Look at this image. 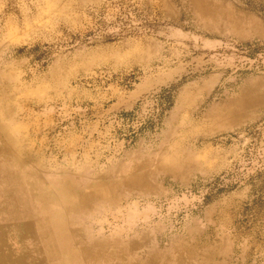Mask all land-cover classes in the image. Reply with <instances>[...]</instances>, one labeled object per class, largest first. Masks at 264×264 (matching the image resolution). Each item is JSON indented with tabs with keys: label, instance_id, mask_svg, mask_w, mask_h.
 Masks as SVG:
<instances>
[{
	"label": "rangeland",
	"instance_id": "rangeland-1",
	"mask_svg": "<svg viewBox=\"0 0 264 264\" xmlns=\"http://www.w3.org/2000/svg\"><path fill=\"white\" fill-rule=\"evenodd\" d=\"M0 135L43 264H264V0H0Z\"/></svg>",
	"mask_w": 264,
	"mask_h": 264
},
{
	"label": "crops",
	"instance_id": "crops-1",
	"mask_svg": "<svg viewBox=\"0 0 264 264\" xmlns=\"http://www.w3.org/2000/svg\"><path fill=\"white\" fill-rule=\"evenodd\" d=\"M16 142V138L0 135V264H43L39 255L41 212L53 187L26 182L31 176L25 168L28 162Z\"/></svg>",
	"mask_w": 264,
	"mask_h": 264
},
{
	"label": "bare ground",
	"instance_id": "bare-ground-1",
	"mask_svg": "<svg viewBox=\"0 0 264 264\" xmlns=\"http://www.w3.org/2000/svg\"><path fill=\"white\" fill-rule=\"evenodd\" d=\"M6 154V153H5ZM22 190V189H21ZM14 197V196H13ZM15 198V197H14ZM13 200V199H12ZM71 206V205H70ZM71 208V207H70ZM78 209V208H77ZM21 211V210H20ZM66 211V210H65ZM8 214V213H7ZM56 218H57V216H56ZM70 232V231H69ZM72 233V232H71ZM120 243V242H119ZM112 244V243H111ZM127 244H128V242H127ZM110 245V244H109ZM113 245V244H112ZM111 246V245H110ZM173 246V245H172ZM117 247V246H116ZM127 247H128V245H127ZM159 247V246H158ZM177 247V246H176ZM174 248V247H173ZM20 249H21V247H20ZM123 250V249H122ZM173 251V250H172ZM184 252V251H183ZM190 252V251H189ZM192 252V251H191ZM100 253V252H99ZM135 253H136V251H135ZM173 253H175V250H174V252ZM185 253V252H184ZM186 253H188V252H186ZM178 254H179V252H178ZM118 255V254H117ZM129 255V254H128ZM131 255V254H130ZM188 255V254H187ZM132 256V255H131ZM183 256V255H182ZM191 256V255H190ZM34 257V256H33ZM180 257V256H179ZM194 258V257H193ZM40 259V258H39ZM131 259V258H130ZM175 259V258H174ZM118 260V259H117ZM132 260V259H131ZM181 260V259H180ZM31 261V260H30ZM41 261V260H40ZM119 261V260H118ZM28 262V261H27ZM46 261L44 260V262L43 263H45ZM178 262V261H177ZM176 262V263H177ZM29 263V262H28ZM38 263V262H37ZM99 263V262H98ZM122 263V262H121ZM173 263V262H172ZM39 264V263H38Z\"/></svg>",
	"mask_w": 264,
	"mask_h": 264
}]
</instances>
